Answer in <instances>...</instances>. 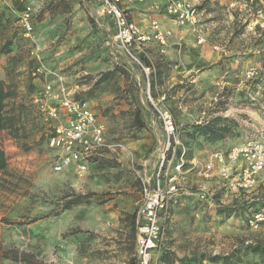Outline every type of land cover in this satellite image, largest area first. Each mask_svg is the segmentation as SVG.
Listing matches in <instances>:
<instances>
[{
  "label": "rangeland",
  "instance_id": "1",
  "mask_svg": "<svg viewBox=\"0 0 264 264\" xmlns=\"http://www.w3.org/2000/svg\"><path fill=\"white\" fill-rule=\"evenodd\" d=\"M23 1L32 6L34 33L25 36L22 16L2 17L0 49L12 38L13 53L0 54L6 60L0 77L13 63L11 80L24 96L31 64L38 90L32 100L47 84L54 87L43 99L48 108L58 105L62 88L85 100L104 127L107 147L86 170L71 165L57 173L47 126L45 137L32 130L19 141L0 132L8 158L0 184V264H138L144 185L153 187L161 173L167 188L182 161L177 193L160 216L163 240L152 264H264V170L253 185L239 187L246 164L232 157L264 138V0H188L198 13L194 25L166 13L172 0L155 4L198 39L196 46L135 43L149 76L119 47L112 21L98 17L95 2ZM71 1L76 10L65 17ZM155 22L170 32L169 42L175 39ZM19 101L31 108L30 98ZM165 114L175 128L168 152ZM211 124L222 137L205 133ZM77 196L83 203L66 209Z\"/></svg>",
  "mask_w": 264,
  "mask_h": 264
},
{
  "label": "built area",
  "instance_id": "2",
  "mask_svg": "<svg viewBox=\"0 0 264 264\" xmlns=\"http://www.w3.org/2000/svg\"><path fill=\"white\" fill-rule=\"evenodd\" d=\"M98 6L97 15L108 18L115 28V39L119 47L132 60L136 61L149 76L150 69L145 67L133 52L135 43L156 41L166 46L169 43L170 32L161 30L160 25L154 22L152 31L143 34L137 24L129 18L127 7L145 0H89ZM0 7H8V0H0ZM166 13L173 17L180 25L197 22V10L188 0H172L165 7ZM21 26L25 36L34 33L30 12L21 18ZM202 42V40H200ZM41 71L40 68L37 70ZM54 87L47 84L35 96L33 102L41 111L47 123V141L49 148L54 152L51 162L55 172L60 173L69 166L75 165L86 170L90 160L107 147L106 135L103 125L88 103L76 100L70 96L65 88L56 95L57 106L48 108L43 99L53 94ZM165 130L167 132V152L172 146L171 138L175 128L171 118L163 115ZM166 152V153H167ZM241 156L246 168L243 170V182L239 187H248L255 183V177L264 170V138L252 144L243 146L235 151V156ZM218 157V156H217ZM222 160V157L220 158ZM184 162L175 167L177 174L170 176L169 186L165 188L161 183V173L157 175L153 187L144 185V200L139 211L137 223V251L139 264H152V252L161 248L163 231L160 216L167 208L169 197L177 193L176 182L182 174Z\"/></svg>",
  "mask_w": 264,
  "mask_h": 264
},
{
  "label": "trees",
  "instance_id": "3",
  "mask_svg": "<svg viewBox=\"0 0 264 264\" xmlns=\"http://www.w3.org/2000/svg\"><path fill=\"white\" fill-rule=\"evenodd\" d=\"M81 1H86V0H81ZM2 11L3 12H0V20H2V17L8 13L9 9L4 8ZM7 22H9V20ZM12 41L13 39L11 38L4 44V46L0 49V54L8 57L11 56V54L13 53ZM10 61L19 62L21 60H19L17 56L16 58L15 56H12L10 58ZM147 65H149V63H147ZM31 67H32L31 64L26 66V71H27L26 73L30 78L29 80L30 83L29 85H27V88H25L24 96H20L21 92L19 93V90L21 88L18 86L17 83L11 80V73H13L12 71L15 68L13 63L9 64V67H7V74H6L7 80L6 81L0 80V132H6L15 141H19L21 138H24L28 134H31L32 130L36 131V133L37 132L40 133L41 131H43L44 135L43 134L42 135L45 137V130H46L45 127L47 126V123L43 121V119L41 118L39 112L37 111V106L34 104L32 100V98L38 92V90L34 82H32L33 81L32 77L34 76L35 73ZM37 70L38 68L36 69V72H38ZM107 75L108 74H104V76ZM27 97L31 99L30 101L31 108L25 106V103H23V101L22 102L19 101ZM31 121L34 123L33 126H30ZM142 127L143 125H141V128ZM203 128L207 130L205 131L206 134L210 133L217 137H222L221 130L216 129L212 124ZM47 131L49 130L47 129ZM179 154H181V152H179ZM7 169H8V158L5 151L0 146V184L2 182V176L4 173H6ZM80 197L81 196H77L76 200L69 201L67 203L66 209H69L74 205L82 204L83 202L79 199ZM135 223L136 222L134 216L132 221V225L134 226V228H135ZM250 251H252L255 254L263 253V250H260L259 247L257 248L251 247ZM11 259L17 262L24 261V258H22V256H13Z\"/></svg>",
  "mask_w": 264,
  "mask_h": 264
},
{
  "label": "crops",
  "instance_id": "4",
  "mask_svg": "<svg viewBox=\"0 0 264 264\" xmlns=\"http://www.w3.org/2000/svg\"><path fill=\"white\" fill-rule=\"evenodd\" d=\"M58 1H66L67 3H70V0H42L41 1V5L44 7L46 6L45 4L48 3V5H50L49 3H55ZM169 0H145V3H135L132 6H129L128 9V13L130 16V19L138 25V27L142 30L143 34H148L150 33L149 28L151 27V24L154 23L155 21H158L165 29H170L172 30L176 35H174V40H172L171 42H169V46L171 47V45H175L177 42L176 40H178L179 43H181V41H186L187 43H189V45L191 46H196L197 45V39L198 36L196 34H193V32L189 33V30H185L184 31H180V27L176 26V21H174L172 18H169L167 15L163 14L161 15L160 13H157L155 11V4L157 3H166ZM71 9L69 8L68 10H66L65 13V17H70L73 16L74 11L76 10L75 8V3L71 1ZM42 7V8H43ZM6 8V7H5ZM9 12L11 11V13H15L17 16H23L25 14L26 11H29L30 14L32 13V6H28V3L24 2L23 0H8V7ZM73 8V9H72ZM0 9H2L0 7ZM75 9V10H74ZM33 14L36 15V12L34 11ZM48 17H50V15H48ZM52 17V16H51ZM148 31V32H145ZM191 35L195 36V38H192ZM187 36H189V38H186ZM2 41L0 39V47H1ZM196 44V45H195ZM219 49V48H218ZM6 58V57H5ZM6 62V60H4V57L2 58L0 55V65H4V63ZM2 70V66L0 68ZM2 72V71H1ZM4 73V71H3ZM6 77L5 76H1L0 80L2 81H6Z\"/></svg>",
  "mask_w": 264,
  "mask_h": 264
}]
</instances>
